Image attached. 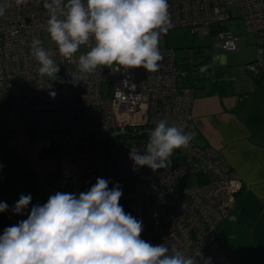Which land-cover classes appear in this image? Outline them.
<instances>
[{
    "label": "built area",
    "instance_id": "obj_1",
    "mask_svg": "<svg viewBox=\"0 0 264 264\" xmlns=\"http://www.w3.org/2000/svg\"><path fill=\"white\" fill-rule=\"evenodd\" d=\"M5 2L8 6L0 17V101L6 97L7 134L36 135L39 147L58 141L60 176L73 193L88 190L98 177L109 180L111 186L142 175L144 180L136 184L134 194L120 200L126 212L142 220V239L164 243L170 251L188 253L200 247L212 264H234L221 248L217 230L223 210L234 205L243 181L220 151L192 142L194 96L183 84L186 72L177 66L175 51L159 43L163 59L155 73L113 65L85 80L72 81L78 73L77 62L59 55L54 43L44 48L60 66L54 81L38 74L39 65L31 56L34 39H40L42 47L45 34L52 41L46 31L45 0H29L21 6L14 0H0ZM168 5L169 31L189 29L192 34L212 35L215 47L225 52L238 51L237 38L222 28L230 20L231 6L238 7L247 34L264 36V0H168ZM243 70L258 77L264 70V51L258 48L256 59ZM103 82L113 85L108 100L101 97ZM52 90L55 98L49 96ZM161 119L190 133L189 146L174 150L164 169L153 172L143 167L134 172L131 149L143 151ZM182 176H195L196 185L179 187L176 180Z\"/></svg>",
    "mask_w": 264,
    "mask_h": 264
},
{
    "label": "clouds",
    "instance_id": "obj_2",
    "mask_svg": "<svg viewBox=\"0 0 264 264\" xmlns=\"http://www.w3.org/2000/svg\"><path fill=\"white\" fill-rule=\"evenodd\" d=\"M29 0H14L26 5ZM8 3H0V17ZM46 31L58 54L75 60L78 73L72 81L118 65L121 69L159 70L163 59L161 36L172 27L168 0H45ZM86 52L79 55L78 52ZM40 39L31 44V56L41 77L58 79L60 66ZM204 69L202 68L201 71ZM48 88H51V84ZM55 98L56 92L49 91ZM191 134L161 119L150 132L143 151L132 148L133 171L147 167L164 169L174 150L189 146ZM98 177L88 190L57 191L46 203L29 205L30 194H21L12 207L14 215L26 219L4 229L0 235V264H212L200 247L191 252L170 249L141 238L142 220L120 204L119 183ZM9 210L0 202V213ZM199 258V259H198Z\"/></svg>",
    "mask_w": 264,
    "mask_h": 264
},
{
    "label": "crops",
    "instance_id": "obj_3",
    "mask_svg": "<svg viewBox=\"0 0 264 264\" xmlns=\"http://www.w3.org/2000/svg\"><path fill=\"white\" fill-rule=\"evenodd\" d=\"M233 35L237 46L242 44L243 36ZM260 39L264 36H255V51L238 69L229 68L222 56L217 68L225 83L222 91L212 90L217 77L211 72L212 80L193 92L192 142L220 151L243 181L235 204L223 210L224 218L217 230V237L234 264H264V72L254 77L243 70L256 59L258 48L264 51ZM7 115L5 102L0 101V202L9 205L7 212L0 213V235L5 228L27 218V214L17 216L12 212L21 194L32 196L30 211L32 205L46 203L57 191L71 192L60 176L62 156L58 141L53 143L58 146L54 149L53 144L39 147V141L36 146L37 136L33 134L9 136Z\"/></svg>",
    "mask_w": 264,
    "mask_h": 264
},
{
    "label": "rangeland",
    "instance_id": "obj_4",
    "mask_svg": "<svg viewBox=\"0 0 264 264\" xmlns=\"http://www.w3.org/2000/svg\"><path fill=\"white\" fill-rule=\"evenodd\" d=\"M230 20L222 23L231 33L243 36L242 44L238 43L239 51L235 53L225 52L222 49H218L215 47V42L213 40V36H205L202 35L201 32H197L192 34V31L189 29H178L172 30L168 32V34L160 40V44L163 46H167L169 49L177 50L180 55L185 54L186 57H190L192 55L193 48H203L204 55L210 57L212 65L214 68H218L222 62V56H224L226 65L229 68L238 69L241 65H243L247 60L251 58V52L255 51V36H250L246 33L244 26L240 20L239 9L236 6H231L229 9ZM45 46L44 48H51L54 45L53 41H49L48 36L45 34ZM247 40L244 45V40ZM262 40V39H260ZM264 39L261 41L263 44ZM245 49V50H244ZM113 85L112 83L103 82L100 85L101 97L104 100H108L112 97ZM1 102H6V97L4 96L1 99ZM45 137V135H42ZM54 141L52 142V144ZM35 144H38V137L35 139ZM54 149L58 148L56 144H53ZM144 180L142 175H139L134 178H129L122 182H119V185L122 188L123 195L121 199L131 196L135 192L136 184L140 183ZM177 184L179 187H192L196 185V177L195 176H182L177 178ZM109 187H112L109 186Z\"/></svg>",
    "mask_w": 264,
    "mask_h": 264
},
{
    "label": "trees",
    "instance_id": "obj_5",
    "mask_svg": "<svg viewBox=\"0 0 264 264\" xmlns=\"http://www.w3.org/2000/svg\"><path fill=\"white\" fill-rule=\"evenodd\" d=\"M222 28L227 29L223 24ZM174 51L176 53L177 66L186 72V77L183 80V84H185L187 87H190L193 92L195 90L204 88L205 83L210 79L212 80V78L210 77L211 72H215V75L217 77L213 79L214 83L212 85L214 87L212 88V90H223V86L225 83L221 80V72L217 68L212 67L213 65L211 59L210 57L204 55L203 48H193L192 55L190 57H186L184 53L183 55H180L177 50ZM202 68L204 69L203 71H201ZM214 91H210V94H214ZM221 248L223 249L222 245Z\"/></svg>",
    "mask_w": 264,
    "mask_h": 264
},
{
    "label": "bare ground",
    "instance_id": "obj_6",
    "mask_svg": "<svg viewBox=\"0 0 264 264\" xmlns=\"http://www.w3.org/2000/svg\"><path fill=\"white\" fill-rule=\"evenodd\" d=\"M243 187L241 188V190L237 193V195L235 196V201H236V198L238 196V194L242 191ZM235 204V203H234Z\"/></svg>",
    "mask_w": 264,
    "mask_h": 264
}]
</instances>
